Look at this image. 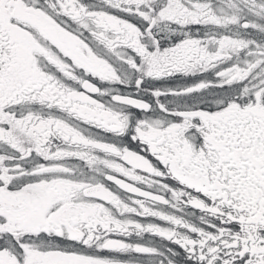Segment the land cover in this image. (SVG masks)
Listing matches in <instances>:
<instances>
[{
  "label": "snow or ice",
  "instance_id": "1",
  "mask_svg": "<svg viewBox=\"0 0 264 264\" xmlns=\"http://www.w3.org/2000/svg\"><path fill=\"white\" fill-rule=\"evenodd\" d=\"M0 264H264V0H0Z\"/></svg>",
  "mask_w": 264,
  "mask_h": 264
}]
</instances>
